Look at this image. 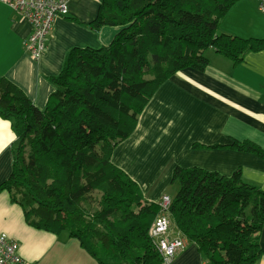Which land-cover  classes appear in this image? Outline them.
<instances>
[{
    "label": "trees",
    "instance_id": "obj_1",
    "mask_svg": "<svg viewBox=\"0 0 264 264\" xmlns=\"http://www.w3.org/2000/svg\"><path fill=\"white\" fill-rule=\"evenodd\" d=\"M240 1L103 0L87 27L118 33L101 49L72 48L50 80L55 91L45 110L0 80V118L12 123L17 137L13 171L0 194L21 208L25 223L56 236L66 233L97 264H163L149 236L161 208L144 199L111 156L166 81L207 69L205 52L238 66L247 54L264 51L263 40L220 31L221 20ZM228 148L264 158V150L250 142ZM173 183L179 190L170 203L172 225L206 264L258 262L264 255V191L245 183L240 170L226 177L177 167Z\"/></svg>",
    "mask_w": 264,
    "mask_h": 264
},
{
    "label": "crops",
    "instance_id": "obj_2",
    "mask_svg": "<svg viewBox=\"0 0 264 264\" xmlns=\"http://www.w3.org/2000/svg\"><path fill=\"white\" fill-rule=\"evenodd\" d=\"M103 0H71L68 14L56 18L40 60L24 48L30 22L0 3V80L24 92L38 110H45L55 91L50 81L64 67L72 48L101 49L110 45L117 28L93 31ZM257 0L236 3L220 22L222 33L264 41V15ZM204 72L185 70L158 89L138 117L133 134L115 149L114 167L139 186L146 201L159 204L169 196L177 167L203 168L222 176L241 171L248 185L264 191V158L234 151V142H250L264 150V51L249 53L235 66L213 50L205 52ZM17 137L12 123L0 118V185L13 171ZM201 146L194 149L193 146ZM226 147V148H217ZM0 194V235L19 245V255L33 264H97L69 236L30 227L21 208ZM264 251V230L260 234ZM77 242V243H76ZM196 245L187 243L171 264H206ZM264 264V255L256 262Z\"/></svg>",
    "mask_w": 264,
    "mask_h": 264
},
{
    "label": "built area",
    "instance_id": "obj_3",
    "mask_svg": "<svg viewBox=\"0 0 264 264\" xmlns=\"http://www.w3.org/2000/svg\"><path fill=\"white\" fill-rule=\"evenodd\" d=\"M259 13L264 15V0H257ZM71 0H0L15 12L26 18L32 33L25 42V49L32 60H40L46 50V42L53 29L56 18L68 14ZM172 200L164 196L160 202L161 214L153 222L149 236L163 258V264H171L176 254L186 246L182 237L171 234V218L169 209ZM19 245L6 234L0 235V264H33L19 255Z\"/></svg>",
    "mask_w": 264,
    "mask_h": 264
},
{
    "label": "rangeland",
    "instance_id": "obj_4",
    "mask_svg": "<svg viewBox=\"0 0 264 264\" xmlns=\"http://www.w3.org/2000/svg\"><path fill=\"white\" fill-rule=\"evenodd\" d=\"M178 190H179V186H178V184H176L169 191V195L171 197H175L177 195V193H178ZM99 194L100 193H98V192H96V193L93 194L94 195V200H95L94 202H97L99 200V198H100V195ZM172 229L175 230L174 227H172ZM62 235H63V238H64V236H68L66 233H63Z\"/></svg>",
    "mask_w": 264,
    "mask_h": 264
},
{
    "label": "bare ground",
    "instance_id": "obj_5",
    "mask_svg": "<svg viewBox=\"0 0 264 264\" xmlns=\"http://www.w3.org/2000/svg\"><path fill=\"white\" fill-rule=\"evenodd\" d=\"M164 197V196H163ZM169 197V196H168ZM170 198V197H169ZM171 200H172V198H170ZM162 200V199H161ZM161 202V201H160ZM160 204V203H159ZM159 204H157V205H159ZM160 206V205H159ZM154 221H155V219H154ZM153 224V223H152ZM152 226V225H151ZM172 227H173V225H172V221H171V234L173 235V236H179V237H182L176 230H173L172 229ZM151 228V227H150ZM150 230V229H149ZM183 238V237H182ZM183 239H185V238H183ZM185 241H186V245H187V243H188V241L185 239ZM177 255V254H176ZM163 259V258H162Z\"/></svg>",
    "mask_w": 264,
    "mask_h": 264
}]
</instances>
